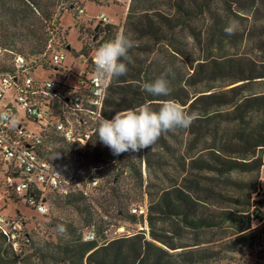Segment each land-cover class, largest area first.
Instances as JSON below:
<instances>
[{
  "label": "trees",
  "instance_id": "16d2710c",
  "mask_svg": "<svg viewBox=\"0 0 264 264\" xmlns=\"http://www.w3.org/2000/svg\"><path fill=\"white\" fill-rule=\"evenodd\" d=\"M42 1L0 0V26H15L21 17L33 39L35 55H41L48 42L45 21L49 12L42 9ZM68 1L67 13L73 20L83 19L75 1ZM101 5L85 6L88 12L89 6ZM240 20L247 23L239 24ZM93 21L98 47L119 33L111 24ZM229 22L237 24L234 35L224 32ZM121 33L133 41L129 50L133 63L127 65L126 75L109 79L102 118L112 119L117 111L145 103L158 110L163 100L178 102L198 118L187 129L162 134L139 154L113 155L101 148L103 144L94 133L87 145L90 154H79L86 162L77 160L76 171L67 173L80 183L79 169L91 165L100 174V188L105 191L98 205H117L123 211L133 200L129 193L124 198L119 187L129 170L128 176L143 189L149 205L146 216L129 214L127 220L143 218L149 236L139 232L103 243L97 239L86 242L82 231L70 224L65 226L67 239L27 235L32 253L21 258L0 231V264H207L210 255L198 250L199 244H187V235L231 228L232 234H242L235 247L249 237L247 231L264 222V90H257L264 85V56L237 53L254 36L260 55H264V0H131ZM64 50L71 53L70 48ZM0 51L7 52L4 48ZM90 52L84 50L85 61H81L88 73L94 70L90 66L95 56ZM33 64L36 70H52L50 62L41 58ZM169 68L165 77L171 88L169 96L142 91L143 83L155 81ZM9 69L0 66V72ZM62 70L71 78L77 76L68 67ZM51 140L65 142L57 136ZM67 144L63 150L72 153ZM57 151L59 148L53 152ZM103 166L108 167L100 170ZM234 174L254 176L242 180ZM258 197L262 199L257 201ZM60 198L56 200L85 208L88 225L96 221V212L83 192Z\"/></svg>",
  "mask_w": 264,
  "mask_h": 264
},
{
  "label": "rangeland",
  "instance_id": "374dc122",
  "mask_svg": "<svg viewBox=\"0 0 264 264\" xmlns=\"http://www.w3.org/2000/svg\"><path fill=\"white\" fill-rule=\"evenodd\" d=\"M130 2L128 0H107L100 7L89 6L88 14L83 17V19L73 20L72 16L66 11V8L70 5L68 0H43L42 9L49 12V17L48 20L45 21L47 32L46 39H48V42L41 54L42 56L34 54L33 39L31 36H28L26 24L22 22V18L20 17V20L16 22L17 25L15 26L12 25L13 23L6 24L3 27L0 26V48L7 50V52L0 54V66L10 68L13 60V55L10 54V51L16 55L26 57L30 62H38L40 58L41 61L50 62L49 56L44 59L43 54L47 52L51 46L50 53L53 50L70 48L71 53L66 52L67 59L64 65L72 69L73 72L79 73L85 69V66L81 63V61H85L84 50L89 49L91 51L90 55L95 56V52L99 48L96 41L97 32L95 31V22L93 21L94 19L92 20L93 16L105 13L109 18V24L115 26L117 32L121 33ZM239 22V24L247 23L242 20ZM256 42L255 37L252 36L251 39L249 38L246 40L240 48L237 49L239 50L237 53L252 57L264 56L260 55L261 52ZM50 53L48 55H50ZM52 72L53 68L48 71V73ZM35 76L41 79H47L48 74L39 69ZM73 82L75 81L73 80ZM257 90L263 91L264 85L258 86ZM13 94V91H9L6 96L7 99H10V96ZM6 101L7 100L2 101L1 105ZM21 113L23 115V112ZM233 126V124L230 125L228 131L232 130ZM28 127L34 131L39 130V127L31 122H28ZM66 144V142L62 141L54 143L53 151L56 148H59V151L50 152L49 156L52 160L63 164V171L67 174V172L76 171L77 160L86 162L83 156L79 154H90L91 149L86 146L78 150V147H74L70 144L73 152L67 153L63 150L66 148ZM101 148L108 151L110 150L109 147L103 145H101ZM262 154L264 156V152ZM107 167L108 166H103L99 169L105 170ZM142 167L144 178H146V165L143 164ZM96 172L95 169H92L91 165H88L87 168L79 169L78 173L81 174L82 181L78 186H75L76 192L81 191L88 197L87 202L91 203L96 212V221L91 225L87 224L88 213L85 208L80 207L76 209L63 202H58L56 199L59 197L61 200V196H57V194L53 192H46L45 197L49 207V212L47 214L37 212L31 208L23 198L11 192L9 197H2L0 204L5 208V213L10 216V220L19 222L22 227L20 231H17L21 236V243L18 249L15 250L18 254H22L21 258L32 253L29 247V241L23 240L27 235L30 237L40 236L44 240L53 241H56L57 238L67 239L69 236L64 233L61 234L56 230L57 224H63L64 226L73 224V228L79 229L80 232L82 231V235H85L90 229H95L99 243L120 237L122 235L120 228H124L125 234L129 236L139 232H146V235L149 236V227L143 218L138 217L136 222H129L127 220V216L132 214L134 208L141 207L147 209L148 213L149 205L148 197L143 193V189L141 190L136 186L133 179L128 176V174H130L129 170H126L125 175H123L119 181L122 196L125 198L128 193L133 196V200L123 211H119L120 207L117 205L106 208H102L98 205L97 200L105 194V191L100 188L102 178L100 174ZM263 174L264 171H262V177ZM233 176L238 179L248 180L254 175L234 174ZM93 182H95V184ZM261 199L262 198L258 197L256 200L259 201ZM262 210L264 212V207ZM233 232V229L228 228L225 230L189 234L186 236L185 242L190 245L199 244L196 248L210 255L207 259V264H264V222L257 224L251 230L247 231V234H250L249 237L246 238L244 242L235 245V247L233 246L237 243L235 240L242 234H232ZM33 264H39V262L34 261Z\"/></svg>",
  "mask_w": 264,
  "mask_h": 264
},
{
  "label": "built area",
  "instance_id": "2783aa9c",
  "mask_svg": "<svg viewBox=\"0 0 264 264\" xmlns=\"http://www.w3.org/2000/svg\"><path fill=\"white\" fill-rule=\"evenodd\" d=\"M74 1L77 14L87 16V3L99 5L107 0ZM93 19L110 23L105 13L93 16ZM50 47L43 54L44 59L48 57ZM66 52L51 51L49 60L53 72H47V79L35 76L38 69H33L34 62L11 51L13 60L10 69L0 72V114H7L8 117L0 119V186H3L0 187V200L3 196L9 197L11 192L41 214L49 212L45 197L48 190L66 196L76 192L75 186L79 184L73 175L64 173L61 163L50 158L49 153L53 152L54 145L52 136L74 147H86L95 133L94 122L102 118L109 81L105 80L101 85L95 75V65L90 66L91 70L94 69L91 73L85 68L79 73L75 72L76 77H69L62 70L66 67ZM93 89H100V94L97 95ZM9 91L14 94L7 99ZM4 100L7 101L1 105ZM28 122L39 127V130H31ZM5 212L0 204V231L17 250L21 243L17 231L22 227L19 222L10 220ZM132 214L146 216L147 209L134 208ZM120 231L121 236H129L124 228H120ZM96 239L95 229H90L84 235L86 242ZM23 240L28 241L27 236Z\"/></svg>",
  "mask_w": 264,
  "mask_h": 264
},
{
  "label": "clouds",
  "instance_id": "9594fccd",
  "mask_svg": "<svg viewBox=\"0 0 264 264\" xmlns=\"http://www.w3.org/2000/svg\"><path fill=\"white\" fill-rule=\"evenodd\" d=\"M236 22H229L224 28L227 35H234ZM134 46L133 41L125 34L118 33L114 39L105 42L95 52V75L101 82L118 79L128 72L127 65L133 63L129 50ZM165 74L153 82L142 84V91L152 96L166 97L171 93L169 81ZM99 95L100 89H93ZM7 114H0V119H7ZM198 118L196 112H187L182 105L174 100H163L158 110L148 104H142L135 109L117 111L112 119L101 118L95 129L99 141L110 148L113 155L125 152H139L151 148L162 134L177 128L187 129ZM56 230L63 234L66 228L57 224Z\"/></svg>",
  "mask_w": 264,
  "mask_h": 264
}]
</instances>
